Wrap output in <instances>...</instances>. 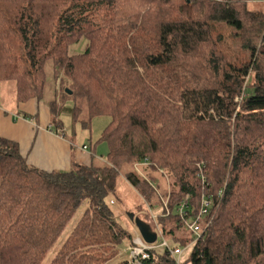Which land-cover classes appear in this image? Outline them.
Segmentation results:
<instances>
[{"label":"trees","instance_id":"trees-1","mask_svg":"<svg viewBox=\"0 0 264 264\" xmlns=\"http://www.w3.org/2000/svg\"><path fill=\"white\" fill-rule=\"evenodd\" d=\"M255 1L264 0H0V81L15 82L17 101L49 94L60 126L63 109L75 122L110 117L95 142L108 146L101 166L43 170L0 136V264H128L118 247L134 239L110 198L121 178L149 202L156 174L170 180V214L161 207L158 223L173 246L194 239L180 203L190 196L193 221L203 196L213 198L191 264H264V11ZM215 22L247 58L229 56ZM145 162L144 177L135 168ZM150 254L145 264H175L166 249Z\"/></svg>","mask_w":264,"mask_h":264},{"label":"rangeland","instance_id":"rangeland-1","mask_svg":"<svg viewBox=\"0 0 264 264\" xmlns=\"http://www.w3.org/2000/svg\"><path fill=\"white\" fill-rule=\"evenodd\" d=\"M250 8L256 11H264V1H255L250 3ZM216 27L226 36V42L224 44L225 51L229 54L231 58H242L245 59L249 56L248 51L243 50L240 47L238 36L234 35V31L225 22H215ZM86 43H79L72 46L74 52L81 51L85 48ZM47 87L54 85L55 78L53 76V71L51 68L48 71ZM48 91V88H47ZM16 94L17 100V90L16 84L13 81L0 83V104L6 108L14 109L16 105V100L14 96ZM49 94L46 96V100L49 101ZM63 99V98H62ZM59 102L64 108H72L75 105L72 98L63 99ZM46 101V102H48ZM62 114L59 116L60 122H62L67 130L66 134L69 138L77 141L78 143L86 142L90 144L91 147L97 141L105 127L110 122V117L102 115L93 118L92 122L88 123L87 119L80 117L78 121H74L72 115L63 109ZM148 165H142L135 168L136 171H140L142 176H147L144 168ZM155 183L158 188L157 197H152L149 202L144 199L131 185L126 181L119 178V184L117 185L116 192L111 195L112 207L117 213V218L119 223L132 235L135 239L140 236L139 230L136 225L130 220L128 213H135L143 221L149 223V207H154V212L159 213L162 207V196L165 197V192L170 189V180L168 177H162L160 175H155ZM83 209V208H82ZM82 209L79 210L78 215L82 213ZM150 224V223H149ZM71 226V223H70ZM132 240L126 238L118 247L119 253L117 256L118 260H128L131 259V248ZM54 255V247L49 251L46 261L51 260ZM185 264H191L188 260Z\"/></svg>","mask_w":264,"mask_h":264},{"label":"crops","instance_id":"crops-1","mask_svg":"<svg viewBox=\"0 0 264 264\" xmlns=\"http://www.w3.org/2000/svg\"><path fill=\"white\" fill-rule=\"evenodd\" d=\"M66 132L63 123L60 126L53 122L46 101L35 98L27 102L16 100L14 109L0 104V136L17 142L29 164L47 171L70 170L75 164H105L106 143H94L93 147L86 142L80 144L69 138Z\"/></svg>","mask_w":264,"mask_h":264},{"label":"built area","instance_id":"built-area-1","mask_svg":"<svg viewBox=\"0 0 264 264\" xmlns=\"http://www.w3.org/2000/svg\"><path fill=\"white\" fill-rule=\"evenodd\" d=\"M84 149H87V146H84ZM142 165H148V163L137 164L136 168ZM140 173V171H138ZM203 180L205 181L204 174L201 173ZM188 196L184 201L180 203L177 208V212L180 214L181 219L185 222V226L192 232L193 234V241L186 247H179L173 246L169 240L164 235L162 227L158 223V214L154 212V207H149L150 214H149V223L152 226L153 230L157 233V241L155 243H147L144 239L140 236H137L133 240V246L131 248V259L128 261V264H145V260L150 259L151 254L150 252L159 248L166 249L168 252L171 253L175 264H185L189 251L193 247L194 243L201 237V228L199 221L201 218H204L206 215L209 214L210 207L213 204V198L211 195H204L201 201V208L199 214L193 219V221L189 220L187 209L189 208L188 205ZM169 196L163 197L162 196V207L165 210L166 214H170V210L168 207Z\"/></svg>","mask_w":264,"mask_h":264},{"label":"water","instance_id":"water-1","mask_svg":"<svg viewBox=\"0 0 264 264\" xmlns=\"http://www.w3.org/2000/svg\"><path fill=\"white\" fill-rule=\"evenodd\" d=\"M69 94L72 93L71 90L67 89ZM130 220L136 225L139 230L141 237L147 243H155L157 241V233L153 230L152 226L140 219L135 213H128Z\"/></svg>","mask_w":264,"mask_h":264}]
</instances>
